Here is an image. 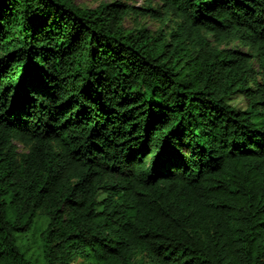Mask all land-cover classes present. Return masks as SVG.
<instances>
[{"label": "trees", "instance_id": "1", "mask_svg": "<svg viewBox=\"0 0 264 264\" xmlns=\"http://www.w3.org/2000/svg\"><path fill=\"white\" fill-rule=\"evenodd\" d=\"M160 1L0 0V264H264V0Z\"/></svg>", "mask_w": 264, "mask_h": 264}, {"label": "rangeland", "instance_id": "2", "mask_svg": "<svg viewBox=\"0 0 264 264\" xmlns=\"http://www.w3.org/2000/svg\"><path fill=\"white\" fill-rule=\"evenodd\" d=\"M72 1L77 6L88 8V9H95L101 3H110L112 0H72ZM119 1H122L123 3H126L135 9H143V8L148 7V4L145 2V0H119ZM152 8L162 10L161 1L152 0ZM136 16H137L136 14H131L127 16V18L124 21V25L127 29L136 30L138 28L145 27L147 28V30L153 33L163 28L166 31V33L167 32L170 33L176 26V18L174 17H170L172 21H169V19H166V18L160 19V18L152 17L151 14L145 15L142 13L140 16L138 17ZM209 37L214 47H217L220 49H223V48L236 49L244 55L250 52L248 47H245L244 45L238 42L229 41V42L220 43L217 40H215L214 37H211V36ZM229 102L230 104L238 107V109H241V110H246L247 104H248L247 100L243 97L231 99ZM18 148L20 152L26 151L21 144L20 145L18 144Z\"/></svg>", "mask_w": 264, "mask_h": 264}]
</instances>
